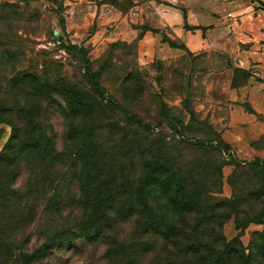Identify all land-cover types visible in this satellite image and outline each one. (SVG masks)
Returning <instances> with one entry per match:
<instances>
[{
	"label": "rangeland",
	"instance_id": "1",
	"mask_svg": "<svg viewBox=\"0 0 264 264\" xmlns=\"http://www.w3.org/2000/svg\"><path fill=\"white\" fill-rule=\"evenodd\" d=\"M253 2L0 0V154L6 155L5 161L0 159V264H213L220 235L226 241L238 237L232 264L240 263L241 253L253 256L251 264H264V234H259L264 233V220L238 229L235 218L237 212L240 221L254 214L264 217V194L256 192L259 183L248 173L239 177L236 167L264 160V42L254 49L244 36L228 46L236 53H252L244 56V63L241 55L213 46L210 33L172 18L188 7L195 21L207 24L212 21L204 20V14L219 9L224 20L244 24L243 33L252 37L250 24L258 9ZM257 22H264V14ZM177 25L186 30L181 38L174 30ZM203 37L209 46H201ZM171 42L187 44L191 54ZM90 63L94 73H101L98 82L105 92L99 99L104 98L105 109L85 115L79 107L100 95L92 89L97 73L93 79L86 73ZM129 73L133 77L125 90L122 81ZM42 87L50 88L45 92ZM108 95L139 115L140 136H131L134 126H126L123 109H113ZM72 104H77L75 111ZM23 119L36 120L35 134L45 133L55 143L51 153L62 154L43 159L41 151L32 153L25 144L27 130L18 145L8 147L14 129L7 121ZM73 125L83 132L74 142L68 139ZM220 139L229 146L218 143ZM161 141L182 160L185 172L192 161L209 159L200 146L218 145L222 151L211 159L225 163L222 183L218 178L203 182L212 185V194L235 198V208L218 210L203 225L198 214L169 210L166 219H173L181 233L203 235L205 244L194 248L197 256L181 254L173 240L145 236L139 217L127 219L119 213L120 198L110 224L105 222L101 236L91 241L86 233L92 231L94 189L111 188L114 178L120 185L126 173L137 180L152 154L149 143ZM86 173L91 184L87 207L81 201ZM205 202L208 209L217 200L207 196ZM52 235L65 238L45 259L28 262L24 255Z\"/></svg>",
	"mask_w": 264,
	"mask_h": 264
},
{
	"label": "trees",
	"instance_id": "2",
	"mask_svg": "<svg viewBox=\"0 0 264 264\" xmlns=\"http://www.w3.org/2000/svg\"><path fill=\"white\" fill-rule=\"evenodd\" d=\"M261 6L264 9V4ZM190 28L195 30L200 27L190 26ZM171 44V46L184 49L187 53L191 54V51H189L186 44H182L180 46L173 42H171ZM236 70L240 73L246 72V70L241 68ZM86 73L92 75L90 76L91 79H93L97 73V81L93 83L92 89L94 93L100 94L99 96L97 95L98 97H94V102H91L90 105L82 104L79 107L83 114L88 115V112L91 111H104L105 107L103 106V100H101L104 98L99 99V97H101V95L105 92V89L98 82V76L101 77V73L100 71L94 73L92 63H90L86 68ZM131 77H133V75L132 73H129L122 81V84L125 85V90L127 89L128 81L131 80ZM35 82L38 83V80H35ZM42 88L45 92H48L50 87H46L47 90L44 87ZM52 88L56 91L54 87L51 86V89ZM108 96L107 102L112 103V106L114 105L115 107H121L123 109V113L126 117V126L131 127L129 129H132L134 126V131L133 134L131 133V136L133 135L134 138L140 136L139 128L141 125V118L139 115L130 109L123 108V104L112 95ZM70 106L72 110L75 111L77 104H72ZM193 114L194 113L192 112V115ZM168 116L169 114H167L166 118H168ZM7 122L14 129V134L8 142V147L11 148L14 147V145H18L23 131L27 130L29 139L25 144L28 145V149L32 153L41 151L43 159L49 158V156L53 155L51 150L54 149L55 143L52 142V139L46 140V134L43 132L37 133L38 136L35 134L38 125L36 120L28 119L20 122L12 120ZM86 123H88V121ZM83 130L84 127L82 128V131ZM82 133L83 132L81 131L77 132L75 130V126L73 125L69 132L68 139L74 142L76 134ZM220 142L224 143L221 139L218 140V143ZM224 144L225 146H229L226 143ZM200 148L206 149L208 155L210 156L209 159L207 161L204 159L192 161L190 163V166L192 167L185 172L182 160L179 157H176L162 141L159 143H149V153L152 154L145 158L142 173L137 180L126 173L124 183L115 185L117 183L114 178L112 179V183L114 185L111 188L108 187L104 190L98 187L94 189L96 190L95 196L97 197L92 200L95 202L92 212L93 223L90 227L92 228V231L86 233V236L90 238L91 241L97 240V238L101 236L103 232V224L105 222L110 224L111 217L112 219L114 218L111 213L114 212L113 210L116 206V202L120 198L119 213L127 219H132L135 216L139 217L140 226L145 236H150L152 239L154 237H162L166 240H173L175 244L178 242V245L181 246V249H183L181 250V254L184 253L186 255L189 254L191 256H197L198 251L194 248L200 247L201 244H205V239L202 237L203 235H199V232L197 231H193L191 234L181 233L180 230L182 229L177 228L178 224L173 219H166L169 214V210L177 213L179 212V214L183 216L186 214L191 216L198 214L196 218L197 222L200 225H203L207 216H217L216 212L218 210H222L226 206L228 208H235V198L231 200L222 199L217 195L212 194L211 190H209L212 186L211 184L209 185L207 182H203L205 178H208L211 181L218 178L219 182L222 183V169L225 163H216L211 159L214 153H218L219 151H222V149L218 145L215 146L213 144L202 145ZM60 154L62 153L53 156L56 157ZM5 156V151L0 154L1 161H5ZM236 167L241 169L239 177L248 173L251 179H256L259 183V187L256 189V192L264 194V160L257 159L243 165L238 164ZM212 168L215 170V173L208 172ZM85 175L87 180L85 179V182L81 185L82 191L84 192V197L81 201L87 207L90 202L89 192L91 184L89 173H86ZM135 182L137 184H135ZM219 192L220 191H217L216 193L218 194ZM101 193H103V196L100 197ZM207 196L214 201L217 200L215 206H209L208 209L205 207V198L207 199ZM209 213L211 215H208ZM235 218L238 229L244 227V225L250 222L261 223L264 220L262 214H254L248 219L240 221L238 212L235 214ZM162 225L167 228L164 229L166 230L164 232H160L159 229ZM259 234L263 235L264 233ZM220 236L217 238V241H219V247L216 248L217 250L213 255L212 262L213 264H232L231 255L235 247L234 241H236L238 237L235 238L234 241H226L224 236ZM64 238V235H52L49 237L48 241L44 242L39 248L33 250L29 254H25V259H27L28 262L45 259L54 252V247L57 246L59 242H62ZM252 258L253 256H247L246 254L244 255L241 253V255H239V264H251Z\"/></svg>",
	"mask_w": 264,
	"mask_h": 264
},
{
	"label": "crops",
	"instance_id": "3",
	"mask_svg": "<svg viewBox=\"0 0 264 264\" xmlns=\"http://www.w3.org/2000/svg\"><path fill=\"white\" fill-rule=\"evenodd\" d=\"M262 4H264V0H254L253 5L255 7H257L258 9L254 10V16L255 19L253 20L254 23L250 24V28L252 31V37H250L251 34H244L242 30V26L244 24L241 23L237 24V23H231L229 24L227 20L223 19V14L221 12H219L220 10L217 9L216 11L212 12V13H206L204 14V20L205 18L211 20L212 22H208L207 24L204 23V21H195L194 19H196L197 17H195L194 14V10L192 8H188V7H182L181 9L178 10L177 12V16L172 17L173 19H177V20H181L182 24L184 25L186 22L188 25L190 26H197L200 27L199 29H195L197 32L202 31L203 33L205 32L210 33L211 35L214 36L213 39V46L215 47H220V48H224L225 50H227L226 52L230 53L232 56H236L237 54L243 57L242 62L245 63V59L244 56H253L252 53H249V55H244L242 52L236 53V51H231L228 50V46H230V44L234 45L237 42H242L244 38L247 37L248 39H246V41L251 42L252 46L251 48L256 49L258 47V44L260 42V40H263L264 42V31L261 30L262 25L260 26V24L264 25V22L260 23L257 22V18L258 17H262L264 14V9L262 8ZM174 26V25H173ZM238 26V27H237ZM237 27V28H236ZM174 30L177 34V36H179L180 38L186 33V30H184V28L180 25H177L176 27H174ZM232 30H234V34L233 35H228L227 32H231ZM241 30V31H240ZM239 32L243 33V36L240 37L239 36ZM240 38V39H238ZM204 43H201V46H209V41L204 38ZM186 42V41H185ZM245 42V41H244ZM189 46V40H187L186 42ZM186 44V45H187ZM209 44V45H208ZM187 45V46H188ZM212 45V44H211ZM188 46V47H189ZM247 52H251V51H247ZM248 54V53H247Z\"/></svg>",
	"mask_w": 264,
	"mask_h": 264
}]
</instances>
